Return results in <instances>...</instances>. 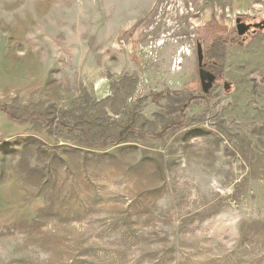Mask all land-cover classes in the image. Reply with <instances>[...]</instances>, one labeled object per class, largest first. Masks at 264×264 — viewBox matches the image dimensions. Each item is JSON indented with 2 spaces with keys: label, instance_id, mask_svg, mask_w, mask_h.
Wrapping results in <instances>:
<instances>
[{
  "label": "rangeland",
  "instance_id": "rangeland-1",
  "mask_svg": "<svg viewBox=\"0 0 264 264\" xmlns=\"http://www.w3.org/2000/svg\"><path fill=\"white\" fill-rule=\"evenodd\" d=\"M155 1L0 0V264H264V0H202L208 93Z\"/></svg>",
  "mask_w": 264,
  "mask_h": 264
},
{
  "label": "built area",
  "instance_id": "built-area-1",
  "mask_svg": "<svg viewBox=\"0 0 264 264\" xmlns=\"http://www.w3.org/2000/svg\"><path fill=\"white\" fill-rule=\"evenodd\" d=\"M201 3L202 0H156L150 15V18L155 19L149 24L146 21V25L137 30V35L134 34L135 40L129 43L130 48L143 62L158 65L166 46L173 43L175 51L170 59V70L181 71L187 59L195 53L196 30L204 26L209 17L204 14ZM185 27L189 30L188 35L182 33ZM154 30L158 32L157 37ZM145 31L149 33L148 38L140 39L138 35Z\"/></svg>",
  "mask_w": 264,
  "mask_h": 264
},
{
  "label": "water",
  "instance_id": "water-1",
  "mask_svg": "<svg viewBox=\"0 0 264 264\" xmlns=\"http://www.w3.org/2000/svg\"><path fill=\"white\" fill-rule=\"evenodd\" d=\"M240 21V20H239ZM245 24L239 23L238 28L240 33L244 32L247 28ZM197 57H198V65H199V76L202 84V89L205 93L210 92L213 88L214 83L217 80V75L213 71L207 68V64L204 62V50L201 43L197 44L196 49Z\"/></svg>",
  "mask_w": 264,
  "mask_h": 264
}]
</instances>
